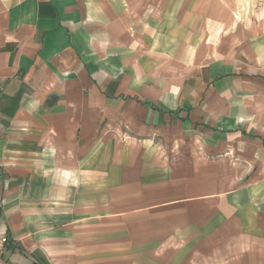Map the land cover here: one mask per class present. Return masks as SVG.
I'll return each mask as SVG.
<instances>
[{"label": "crops", "instance_id": "obj_1", "mask_svg": "<svg viewBox=\"0 0 264 264\" xmlns=\"http://www.w3.org/2000/svg\"><path fill=\"white\" fill-rule=\"evenodd\" d=\"M208 1L0 0L8 264L264 242V25L207 43Z\"/></svg>", "mask_w": 264, "mask_h": 264}, {"label": "rangeland", "instance_id": "obj_2", "mask_svg": "<svg viewBox=\"0 0 264 264\" xmlns=\"http://www.w3.org/2000/svg\"><path fill=\"white\" fill-rule=\"evenodd\" d=\"M207 10V16H202L207 43L213 42L215 34L217 39L226 32L241 35L243 27L251 31L264 25V0H211ZM170 249L165 257L169 264H264V242L181 240L172 242Z\"/></svg>", "mask_w": 264, "mask_h": 264}, {"label": "built area", "instance_id": "obj_3", "mask_svg": "<svg viewBox=\"0 0 264 264\" xmlns=\"http://www.w3.org/2000/svg\"><path fill=\"white\" fill-rule=\"evenodd\" d=\"M9 240L6 234H0V264H8L6 254L8 252Z\"/></svg>", "mask_w": 264, "mask_h": 264}]
</instances>
